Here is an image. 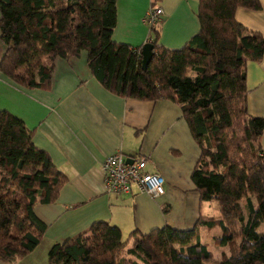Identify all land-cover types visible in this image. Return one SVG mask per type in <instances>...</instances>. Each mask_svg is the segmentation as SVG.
<instances>
[{"label":"trees","instance_id":"1","mask_svg":"<svg viewBox=\"0 0 264 264\" xmlns=\"http://www.w3.org/2000/svg\"><path fill=\"white\" fill-rule=\"evenodd\" d=\"M196 1L198 30L181 47L157 45L155 26L148 28L151 57L142 69L141 45L111 38L116 0H0V73L22 87L48 89L53 60L85 50L92 76L110 93L177 103L199 150L189 180L199 201L214 200L219 214L198 215L185 229L132 230L128 248L118 227L94 221L51 244L45 264H209L200 226H217L215 239L227 246L213 264H264V153L257 143L264 118L248 114L245 81V64L262 59L264 39L234 19L237 8L259 10L260 3ZM32 134L0 110L1 262L39 243L45 225L33 207L53 202L66 182Z\"/></svg>","mask_w":264,"mask_h":264},{"label":"crops","instance_id":"2","mask_svg":"<svg viewBox=\"0 0 264 264\" xmlns=\"http://www.w3.org/2000/svg\"><path fill=\"white\" fill-rule=\"evenodd\" d=\"M258 1L259 10L239 7L234 19L264 39V0ZM155 6L162 10L155 25L157 45L176 49L197 32L196 0H116L112 40L132 47L148 43L151 37L142 18ZM2 53L0 43V57ZM245 81L248 114L264 118V52L259 62H246ZM0 110L33 129L32 144L66 178L53 202L33 207L45 225L39 243L23 257L0 264H45L51 244L85 231L94 221L118 227L121 238H127L132 230L145 233L162 225L188 228L198 215L219 218L217 203L199 201L189 180L199 150L179 105L110 93L92 76L85 50L53 60L48 89L25 88L0 73ZM257 143L264 153V130ZM114 151L128 158L145 157V170L163 178V193L151 197L135 186L129 194L106 193L101 164ZM198 231L205 246L207 239L217 244L221 234L217 226H200Z\"/></svg>","mask_w":264,"mask_h":264},{"label":"built area","instance_id":"3","mask_svg":"<svg viewBox=\"0 0 264 264\" xmlns=\"http://www.w3.org/2000/svg\"><path fill=\"white\" fill-rule=\"evenodd\" d=\"M160 7L148 8L142 18L143 24L148 28L154 27L161 18ZM128 157L119 151L107 155L101 164L103 184L106 193L115 195L129 194L131 187L135 186L139 192L156 197L163 193V179L157 173L145 170L146 158L135 156L126 161Z\"/></svg>","mask_w":264,"mask_h":264},{"label":"rangeland","instance_id":"4","mask_svg":"<svg viewBox=\"0 0 264 264\" xmlns=\"http://www.w3.org/2000/svg\"><path fill=\"white\" fill-rule=\"evenodd\" d=\"M145 28H148L145 24H143ZM163 179V178H162ZM164 187V186H163ZM185 229V228H183ZM122 239L126 240V245H130L131 240L130 239H126V235H122ZM206 249L210 252L211 258H210V262L209 264H213V261H215V259L219 256V254L221 253V251H227V247L223 246L222 247V243L220 244H213L212 241L210 240H206Z\"/></svg>","mask_w":264,"mask_h":264},{"label":"water","instance_id":"5","mask_svg":"<svg viewBox=\"0 0 264 264\" xmlns=\"http://www.w3.org/2000/svg\"><path fill=\"white\" fill-rule=\"evenodd\" d=\"M151 49H152V45L150 43H144L141 45V49H140V55H141V67L142 69L145 68V66L147 65L150 57H151ZM127 162L130 161V159H126Z\"/></svg>","mask_w":264,"mask_h":264}]
</instances>
